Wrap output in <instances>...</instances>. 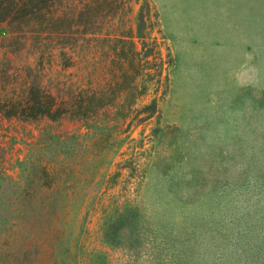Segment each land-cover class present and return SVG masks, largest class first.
<instances>
[{
	"label": "rangeland",
	"instance_id": "rangeland-1",
	"mask_svg": "<svg viewBox=\"0 0 264 264\" xmlns=\"http://www.w3.org/2000/svg\"><path fill=\"white\" fill-rule=\"evenodd\" d=\"M101 10L70 66L7 54L8 75L105 99L0 117V264H264V0Z\"/></svg>",
	"mask_w": 264,
	"mask_h": 264
},
{
	"label": "trees",
	"instance_id": "trees-1",
	"mask_svg": "<svg viewBox=\"0 0 264 264\" xmlns=\"http://www.w3.org/2000/svg\"><path fill=\"white\" fill-rule=\"evenodd\" d=\"M104 4L105 0H86L77 8L73 0H0V51H4L0 57V93L3 94L0 117L79 118L86 116L95 103L105 99L101 92L74 95L71 86L56 88L52 92L41 86L39 69L26 68L24 79L20 74L8 75L6 71L10 61L7 54L25 49L32 55L38 54L37 66H42L45 57L51 62L55 50H59L60 59L66 62L65 67L70 66L71 60L81 55V50H77L83 47L80 42L85 44L90 40L89 35L95 36L91 28L105 20L98 15L102 14ZM93 5L97 6L96 14L92 13ZM140 22L138 20V38H141ZM117 58L124 60L121 56ZM126 61L130 64L129 60Z\"/></svg>",
	"mask_w": 264,
	"mask_h": 264
}]
</instances>
